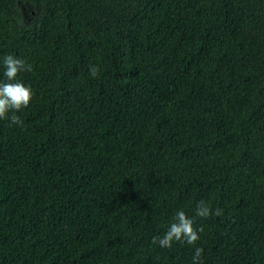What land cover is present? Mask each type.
Instances as JSON below:
<instances>
[{"label": "trees", "instance_id": "obj_1", "mask_svg": "<svg viewBox=\"0 0 264 264\" xmlns=\"http://www.w3.org/2000/svg\"><path fill=\"white\" fill-rule=\"evenodd\" d=\"M7 55L0 264H264V0H0Z\"/></svg>", "mask_w": 264, "mask_h": 264}, {"label": "clouds", "instance_id": "obj_2", "mask_svg": "<svg viewBox=\"0 0 264 264\" xmlns=\"http://www.w3.org/2000/svg\"><path fill=\"white\" fill-rule=\"evenodd\" d=\"M3 67L6 80L0 81V119L10 120V126L17 125L22 127L23 121L14 113L28 107L33 93L31 87L18 81L17 77L21 72L32 71V66L22 58L7 55L3 57ZM98 71L99 69L95 66L90 69L93 76L97 75ZM9 113L13 114L9 116ZM222 213L223 210L220 208L213 211L203 200L196 210V215L201 218H207L212 214L220 216ZM202 231L203 228L197 230L193 227V220L183 210H178L164 235L153 237L152 243H158L161 248H171L174 242L195 245L200 239L198 232ZM202 254V248H195L192 257L193 264H203Z\"/></svg>", "mask_w": 264, "mask_h": 264}]
</instances>
